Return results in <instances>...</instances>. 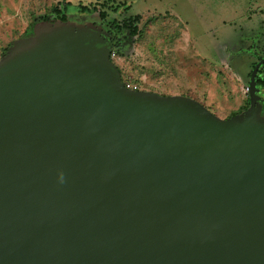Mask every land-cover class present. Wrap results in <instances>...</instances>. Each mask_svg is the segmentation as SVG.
I'll list each match as a JSON object with an SVG mask.
<instances>
[{"label": "water", "instance_id": "1", "mask_svg": "<svg viewBox=\"0 0 264 264\" xmlns=\"http://www.w3.org/2000/svg\"><path fill=\"white\" fill-rule=\"evenodd\" d=\"M113 47L42 22L0 58V264H264V56L222 118L128 87Z\"/></svg>", "mask_w": 264, "mask_h": 264}, {"label": "rangeland", "instance_id": "2", "mask_svg": "<svg viewBox=\"0 0 264 264\" xmlns=\"http://www.w3.org/2000/svg\"><path fill=\"white\" fill-rule=\"evenodd\" d=\"M61 2L77 23L140 14L118 58L132 87L192 97L222 118L247 110L252 65L264 56V0H0V58ZM82 5L97 12L83 16Z\"/></svg>", "mask_w": 264, "mask_h": 264}, {"label": "trees", "instance_id": "3", "mask_svg": "<svg viewBox=\"0 0 264 264\" xmlns=\"http://www.w3.org/2000/svg\"><path fill=\"white\" fill-rule=\"evenodd\" d=\"M67 4L65 2H61L59 4H56L49 13H45L43 15H40L36 17V20H34L31 24V27L25 31V33L21 36V38H26L29 36L34 35V29L37 25H39L42 22H55V21H75L76 19H69V13L67 12ZM79 12L83 14V16L88 15L90 13L97 12L95 9L89 8L86 5H82ZM100 18V21H89L91 23H94L96 25H100L103 27L105 31H107L108 34H110L111 39L114 43V48L116 49L118 57L121 59L125 53L126 45L125 41L136 36L139 32L138 27V21L140 20L141 16L140 14L135 16H127L124 17L122 20H115L107 16L105 12H97ZM79 23H88L86 20H80ZM20 39V38H19ZM13 42L2 51V55L6 54L8 50L12 47ZM257 58L260 59L261 56L257 55ZM114 62L118 66L119 70V59H115ZM257 62V61H256ZM256 62L253 63L252 68H254ZM121 72V71H120ZM251 74V73H250ZM122 75V73H121ZM122 79L124 83L128 87H132V84L128 79H125L122 75ZM257 83L258 86L264 89V66L262 65L260 69L258 70L257 74ZM138 89V87H132ZM250 101L249 96L247 101L245 102L243 109L245 110L249 107ZM239 112H233L228 117L238 114ZM226 117V118H228Z\"/></svg>", "mask_w": 264, "mask_h": 264}, {"label": "built area", "instance_id": "4", "mask_svg": "<svg viewBox=\"0 0 264 264\" xmlns=\"http://www.w3.org/2000/svg\"><path fill=\"white\" fill-rule=\"evenodd\" d=\"M118 55H117V52H116V49L113 47L112 51H111V59L114 61L115 59H118ZM136 89V88H134Z\"/></svg>", "mask_w": 264, "mask_h": 264}, {"label": "flooded vegetation", "instance_id": "5", "mask_svg": "<svg viewBox=\"0 0 264 264\" xmlns=\"http://www.w3.org/2000/svg\"><path fill=\"white\" fill-rule=\"evenodd\" d=\"M259 94L261 95V97H262L263 100H264V90H263L262 88H261ZM262 102H263V109H262V111H261V114L264 116V101H262Z\"/></svg>", "mask_w": 264, "mask_h": 264}, {"label": "clouds", "instance_id": "6", "mask_svg": "<svg viewBox=\"0 0 264 264\" xmlns=\"http://www.w3.org/2000/svg\"><path fill=\"white\" fill-rule=\"evenodd\" d=\"M61 179H63V177H61Z\"/></svg>", "mask_w": 264, "mask_h": 264}]
</instances>
